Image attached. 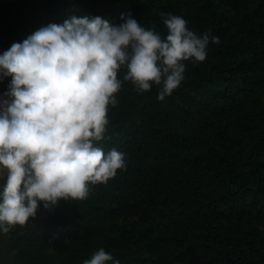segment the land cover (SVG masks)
<instances>
[{
    "label": "trees",
    "instance_id": "trees-1",
    "mask_svg": "<svg viewBox=\"0 0 264 264\" xmlns=\"http://www.w3.org/2000/svg\"><path fill=\"white\" fill-rule=\"evenodd\" d=\"M162 11L219 44L185 61L163 101L156 85L140 94L123 83L97 143L124 152L126 167L86 199L41 206L0 233L14 264H82L94 251L79 246L95 236L121 264H264V0H11L0 7V53L73 14L118 24L130 13L166 35Z\"/></svg>",
    "mask_w": 264,
    "mask_h": 264
},
{
    "label": "clouds",
    "instance_id": "clouds-1",
    "mask_svg": "<svg viewBox=\"0 0 264 264\" xmlns=\"http://www.w3.org/2000/svg\"><path fill=\"white\" fill-rule=\"evenodd\" d=\"M166 35L130 13L118 24L99 15L50 22L0 53V233L24 225L60 199L84 200L91 185L124 169L125 153L99 145L109 106L125 81L157 99L185 79V61L203 62L220 37L197 33L171 11L161 12ZM123 71L122 79L118 73ZM121 264L99 247L82 264Z\"/></svg>",
    "mask_w": 264,
    "mask_h": 264
},
{
    "label": "rangeland",
    "instance_id": "rangeland-1",
    "mask_svg": "<svg viewBox=\"0 0 264 264\" xmlns=\"http://www.w3.org/2000/svg\"><path fill=\"white\" fill-rule=\"evenodd\" d=\"M11 0H0V7ZM3 241V235H0V253H1V263L2 264H14V259H12L13 254L8 250L5 253V243ZM102 245V237L95 236L91 240H89L86 244H82L79 247L89 249L91 251L97 250ZM51 250V249H50ZM6 260V261H5ZM8 262V263H7Z\"/></svg>",
    "mask_w": 264,
    "mask_h": 264
},
{
    "label": "crops",
    "instance_id": "crops-1",
    "mask_svg": "<svg viewBox=\"0 0 264 264\" xmlns=\"http://www.w3.org/2000/svg\"><path fill=\"white\" fill-rule=\"evenodd\" d=\"M6 90H7V89H5L4 91H2V92L0 93V95H2Z\"/></svg>",
    "mask_w": 264,
    "mask_h": 264
}]
</instances>
